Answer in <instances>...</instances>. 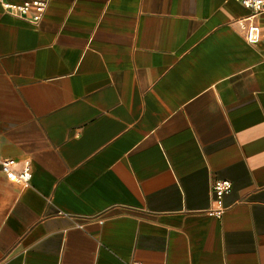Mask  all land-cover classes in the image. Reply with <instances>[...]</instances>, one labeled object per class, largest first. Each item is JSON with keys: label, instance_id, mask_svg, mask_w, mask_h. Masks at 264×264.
<instances>
[{"label": "crops", "instance_id": "obj_1", "mask_svg": "<svg viewBox=\"0 0 264 264\" xmlns=\"http://www.w3.org/2000/svg\"><path fill=\"white\" fill-rule=\"evenodd\" d=\"M248 13L49 0L33 22L0 2V155L33 171H0V264H264V39L245 38Z\"/></svg>", "mask_w": 264, "mask_h": 264}, {"label": "built area", "instance_id": "obj_2", "mask_svg": "<svg viewBox=\"0 0 264 264\" xmlns=\"http://www.w3.org/2000/svg\"><path fill=\"white\" fill-rule=\"evenodd\" d=\"M249 9V13L236 19V23L249 42H258L264 39V30L258 20L259 15L264 14V0H238ZM5 9L10 13L26 17L30 21L38 22L42 19L49 0H23L19 3L0 0ZM20 164V166H19ZM0 171L5 174H15L23 184L30 183L33 171L30 158L18 160L14 157L0 155ZM232 182L227 178H217L212 183V191L217 199L230 190ZM222 208L217 209L220 214ZM136 264V263H133Z\"/></svg>", "mask_w": 264, "mask_h": 264}]
</instances>
